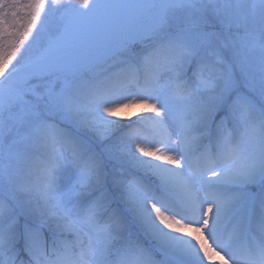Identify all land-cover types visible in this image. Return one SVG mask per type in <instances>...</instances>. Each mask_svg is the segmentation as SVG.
I'll use <instances>...</instances> for the list:
<instances>
[{
  "label": "snow or ice",
  "instance_id": "snow-or-ice-1",
  "mask_svg": "<svg viewBox=\"0 0 264 264\" xmlns=\"http://www.w3.org/2000/svg\"><path fill=\"white\" fill-rule=\"evenodd\" d=\"M0 264H264V0H0Z\"/></svg>",
  "mask_w": 264,
  "mask_h": 264
},
{
  "label": "trees",
  "instance_id": "trees-1",
  "mask_svg": "<svg viewBox=\"0 0 264 264\" xmlns=\"http://www.w3.org/2000/svg\"><path fill=\"white\" fill-rule=\"evenodd\" d=\"M141 113H142V112L132 113V112L127 111V112H126V115L129 116V117H132V118H138V116H139Z\"/></svg>",
  "mask_w": 264,
  "mask_h": 264
},
{
  "label": "rangeland",
  "instance_id": "rangeland-1",
  "mask_svg": "<svg viewBox=\"0 0 264 264\" xmlns=\"http://www.w3.org/2000/svg\"><path fill=\"white\" fill-rule=\"evenodd\" d=\"M128 111H129V112H132V113H137V112H142L143 109L137 107V108H135L134 110H128Z\"/></svg>",
  "mask_w": 264,
  "mask_h": 264
}]
</instances>
